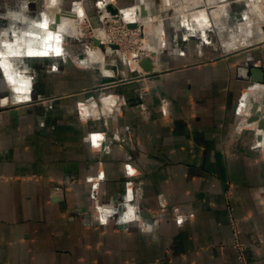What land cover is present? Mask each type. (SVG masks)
<instances>
[{
    "label": "crops",
    "instance_id": "crops-1",
    "mask_svg": "<svg viewBox=\"0 0 264 264\" xmlns=\"http://www.w3.org/2000/svg\"><path fill=\"white\" fill-rule=\"evenodd\" d=\"M112 1L122 9L149 7L146 0ZM0 4L7 6L0 11V264H241L233 225L248 264H264V144L245 132L240 109L255 85L250 71L264 74V38L255 39L264 31L248 28L246 42L212 31L209 41L203 28L191 43L168 8L159 9L169 43L150 77L110 62L116 67L107 78L92 75L76 88L50 76L35 85L23 77L27 90L17 91L5 47L10 5L25 15L30 49L48 29L62 27L49 0L53 12L47 27H37L39 37L32 31L42 20L35 11L41 0ZM225 15L237 22L236 13ZM222 23L220 31H228ZM96 83L104 90L90 91ZM106 93L124 97L123 114L80 122L76 103ZM118 130L119 139H111ZM100 133L98 141H108L96 150L87 136ZM129 208L134 219L122 221Z\"/></svg>",
    "mask_w": 264,
    "mask_h": 264
},
{
    "label": "rangeland",
    "instance_id": "rangeland-1",
    "mask_svg": "<svg viewBox=\"0 0 264 264\" xmlns=\"http://www.w3.org/2000/svg\"><path fill=\"white\" fill-rule=\"evenodd\" d=\"M41 1L42 6H39L41 10H38L39 7L35 10L42 16V20L39 22L40 24L49 17L48 0ZM237 1L240 3H236ZM146 2L149 6L148 8L146 6L149 15L148 17L142 18L140 4L122 9L119 7L118 2L115 3L112 0H61V10H57L54 16H52L53 21L56 20L57 15L60 16L61 21H59L58 24L59 27H62L60 28L61 32H58L55 28L48 29V31L43 34L42 38H37L35 45H33L31 49L27 44V40L30 38L29 34L26 35L29 38H24V32H26V28L24 30V22H26L25 15L20 12V6L10 5V13L18 17L17 19H13L12 16H10V44L15 46L11 51L15 52L19 50L21 53L19 56L10 55V65H14V67L10 69V75L14 78L15 84H20L17 85L15 90H25L23 87V84H25L23 77L29 79L28 82L34 83L35 85L37 84L35 83L37 79L48 76L53 79L57 78V81L62 80L64 89L76 88L79 86L78 84L89 81L88 79L92 78V75L100 79L107 78L105 75H108L109 72L116 67L114 65H117L116 69H118V62L120 61L126 64L127 70L137 71L138 75L141 74L142 71L144 72L140 67V63L143 59L152 62L158 61L160 53L168 50L169 42H167L165 32L166 20L163 19L161 12L158 11L159 9L165 10L166 12L168 8V13H166L171 17V21L174 23L177 20L182 23L181 27L184 29V32L189 34L184 38L191 43H196L199 38H203V28H207L206 35L209 41H211L210 34L212 31L216 33L213 32L219 39H233L230 36L232 33L234 34V39L238 41L243 40V42H246L244 40V28L246 29V34L249 32L247 31L248 28L256 34L258 30L264 31V0H233L232 3H229L230 1L220 2L218 0H174L172 4L171 0H168L166 2L168 4L165 3L164 5L160 0V6L155 4V0H146ZM108 4H116L115 6L119 9L120 14L118 16H112L110 13L106 12V10L103 11L102 9H105ZM143 5L145 6V4ZM6 7L7 6L0 4V11L3 12L6 10ZM79 10H82V16L80 14V18L65 17L64 14L61 13V11L76 13ZM215 10L218 16L214 13ZM227 12L236 13L237 16L233 18V20H237L236 23H230L228 21V16L225 17ZM202 13L203 16H200ZM214 16H216V18H214ZM222 21L225 22L228 31H220L223 24ZM159 22L161 23L160 26L163 31L161 37H156V35H151L149 37L147 34L148 25L155 26L158 25ZM40 24H37L36 29L32 31V34L36 37L41 36V29L37 28ZM96 30L104 31L108 39L106 44H103L106 48L102 51L105 58L97 62L95 60V62L89 61L83 65L81 61L84 60L85 53H97L98 51V47L93 43ZM49 33H51L53 39H49ZM57 35L60 38L58 44L55 39ZM257 38L259 37L256 36L255 39ZM173 39H178L179 41L178 37H173ZM45 45L49 50L45 48ZM55 47H59L61 50L59 56L53 51ZM154 48L155 52H153ZM45 50L48 51L47 56L27 55L29 51L40 53ZM109 51L111 53H109ZM208 55L215 56L219 54L211 53ZM29 61L32 62L35 68L28 69L25 67L24 63ZM110 62H114V65H110ZM49 86L52 88H49L47 91L49 93L53 92L54 86ZM258 86L264 85L258 84ZM93 88L94 89L90 91L96 90L99 92L103 91L105 86L102 83H96ZM259 88L257 94L259 100L254 101L252 105L246 103V93L248 91L246 90L245 94L243 93L242 95L240 103L242 113L241 121L243 124H247V126L243 128H247L245 132L255 134V140L257 139L256 132L258 131L248 127V119L258 117L259 108L262 107L261 104H263L264 101V87ZM125 105L126 102L124 97L118 94L106 93L99 94L96 98L90 97L89 99H85V101L77 102L76 111L80 122L86 124L90 122L106 123V120L116 119L122 115ZM249 111L252 113L251 117L250 114H248ZM118 133L119 130L116 131L114 135H110L111 139L112 137H114V140L119 139L118 136H116ZM98 135L102 137L101 133ZM87 138L88 142L92 144V137L87 136ZM104 139H106L105 142L108 141L107 136ZM105 142H96L95 149L102 150Z\"/></svg>",
    "mask_w": 264,
    "mask_h": 264
},
{
    "label": "bare ground",
    "instance_id": "bare-ground-1",
    "mask_svg": "<svg viewBox=\"0 0 264 264\" xmlns=\"http://www.w3.org/2000/svg\"><path fill=\"white\" fill-rule=\"evenodd\" d=\"M59 1H61V0H55V3H53L52 2V0H49V4H50V6H51V8L52 9H54L56 12H57V10H56V8H57V6H58V4H59ZM48 4V5H49ZM50 11V10H49ZM53 12V11H52ZM52 12H49V13H52ZM56 12H53L52 14H54V13H56ZM82 10H79L78 12H76L75 13V17L76 18H80L81 16H82ZM214 13H216V10H215V12ZM80 14H81V16H80ZM140 14V13H139ZM203 14V13H202ZM219 14V13H218ZM215 15V14H214ZM216 15H217V13H216ZM201 16V15H200ZM210 16V15H209ZM218 16V15H217ZM214 18H216V16H214ZM67 20V19H66ZM216 20V19H215ZM61 21V20H60ZM68 21H69V19H68ZM65 22V21H64ZM70 22V21H69ZM62 23V22H61ZM66 23V22H65ZM160 22H159V24L158 25H148V31H147V34H148V36L150 37L151 35H156V37L158 36L159 38L161 37V35H162V33H163V31H162V28H161V26H160ZM242 24H244V23H242ZM244 31V40H247V34H246V29L244 28L243 29ZM94 37L96 38V39H98L99 41H100V43H102V44H106V42H107V36H106V34H105V32L104 31H102V30H96L95 31V34H94ZM122 38V37H121ZM264 37H259L258 39H263ZM98 49V51H97V53H94V52H92V53H90L89 52V54H86L85 53V55H84V60L83 61H81L82 62V64L84 65V64H86L87 62H89V61H102V60H104V58H105V55L103 54V52H102V50H100V48L98 47L97 48ZM106 49V48H105ZM157 51V50H156ZM109 53H111L110 51H109ZM136 57V56H135ZM134 60H135V58H134ZM94 61V62H95ZM141 62V61H140ZM141 64V63H140ZM141 67V66H140ZM142 68V67H141ZM143 69V68H142ZM144 70V69H143ZM241 71H243V72H246V70H244V69H242ZM145 72V71H144ZM259 87H258V84L257 83H255V85L253 86V87H250L249 89H248V91H247V102L246 103H249L250 105H252L253 104V102L254 101H257V100H259L258 99V97H257V94H258V92H259ZM261 108H259L260 109V111H259V115H258V121H255V122H252V123H254V124H252V123H250V124H252L251 126H252V128H254V129H256L257 131H258V134L257 135H260V136H262V140L260 141V143H262V144H264V132H263V130H262V125L264 124V102H263V104H261ZM250 109H251V107H250ZM87 111V110H86ZM250 112V111H249ZM248 112V114H250V116L252 115V113L250 112L249 113Z\"/></svg>",
    "mask_w": 264,
    "mask_h": 264
},
{
    "label": "water",
    "instance_id": "water-1",
    "mask_svg": "<svg viewBox=\"0 0 264 264\" xmlns=\"http://www.w3.org/2000/svg\"><path fill=\"white\" fill-rule=\"evenodd\" d=\"M103 11L106 10V12L110 13L112 16H118L120 14V11L119 9L113 5V4H108L105 9H102ZM149 13L148 11L146 10V7L145 6H141V16L142 18L144 17H148ZM56 23H58L60 21V16L57 15L56 16ZM93 43L95 46L99 47L102 51L105 50V47L102 43H100V41L96 38L93 39ZM156 55V54H155ZM140 66L144 69V74H139L138 75V78L139 79H145V78H148L150 77L154 72V66H153V62L150 61V60H142ZM251 75H250V81L253 83H258L260 85H264V74L262 73V75H259L261 73H255L254 71H250ZM258 76H263V79H259ZM128 80L126 81H123V82H127ZM251 84V85H252ZM264 102V101H263ZM254 107V106H253ZM255 121H258V117H253V118H249L248 119V124L252 123V122H255ZM262 127V130L264 132V124L261 126ZM257 139L259 141L262 140V136L260 135H257Z\"/></svg>",
    "mask_w": 264,
    "mask_h": 264
},
{
    "label": "clouds",
    "instance_id": "clouds-1",
    "mask_svg": "<svg viewBox=\"0 0 264 264\" xmlns=\"http://www.w3.org/2000/svg\"><path fill=\"white\" fill-rule=\"evenodd\" d=\"M52 2H53V0H52ZM8 15H9V16H12L13 19H17V18H18V17H16V16H14L12 13H9ZM201 16H203V14H201ZM47 23H48V22H47V19H45V21H44V23H43L42 25H44V27H47ZM42 25H39V27H42ZM6 35H7V33H5V36H6ZM49 37H51V39H53L51 33H49ZM57 37L59 38V36L57 35V36L55 37V39H56ZM59 40H60V38H59V39H56L57 44L59 43ZM5 47L9 49V52L7 53L8 55H12V56H19V55H21V53H20L19 50L15 51V52L11 51V49H12L13 47H15L14 45L6 44ZM53 51L55 52V54H56L57 56H59V55L61 54V50H60L59 47H55V48L53 49ZM27 55H29V56H37V55H40V56H47V55H48V51L45 50L44 52H40V53H36V52L29 51V52L27 53ZM5 67L7 68V67H9V66L6 64ZM9 77H11V76H8V78H9ZM11 78H12V77H11ZM25 90H27V89L25 88ZM17 91H20V89H17ZM23 99L26 100V99H28V97L25 96V97H23ZM6 102H7V101H5V103H6ZM95 137L97 138V140H98V139H102V137H100V136H95ZM132 171H133L132 168H131L130 166H128V172H129V174H132ZM131 198H132L131 193H129L127 199L130 200ZM132 211H133V210H132L131 208H129V209H128V213H127L125 216L122 217V221H128V220H132V219H134V217H133V215H132ZM110 214H111V212L108 213V215H110ZM101 222H102V223H106V220H105L104 218H101Z\"/></svg>",
    "mask_w": 264,
    "mask_h": 264
},
{
    "label": "built area",
    "instance_id": "built-area-1",
    "mask_svg": "<svg viewBox=\"0 0 264 264\" xmlns=\"http://www.w3.org/2000/svg\"><path fill=\"white\" fill-rule=\"evenodd\" d=\"M233 236H234L233 248L235 249L238 255V259L240 263L248 264L247 258L245 256L246 246L240 239V231L237 228H235L234 225H233Z\"/></svg>",
    "mask_w": 264,
    "mask_h": 264
},
{
    "label": "snow or ice",
    "instance_id": "snow-or-ice-1",
    "mask_svg": "<svg viewBox=\"0 0 264 264\" xmlns=\"http://www.w3.org/2000/svg\"><path fill=\"white\" fill-rule=\"evenodd\" d=\"M53 3H55V0H53ZM42 27H44V25H42ZM49 39H51V37H49ZM56 39H59V38L57 37ZM8 79H9L10 82L15 83V81L11 77H9ZM96 141H97V138L95 136H93L92 137V143H93V145L96 144Z\"/></svg>",
    "mask_w": 264,
    "mask_h": 264
}]
</instances>
